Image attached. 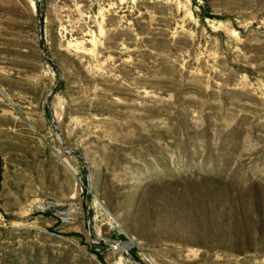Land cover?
<instances>
[{"label": "rangeland", "instance_id": "obj_1", "mask_svg": "<svg viewBox=\"0 0 264 264\" xmlns=\"http://www.w3.org/2000/svg\"><path fill=\"white\" fill-rule=\"evenodd\" d=\"M0 264H264V0H0Z\"/></svg>", "mask_w": 264, "mask_h": 264}, {"label": "trees", "instance_id": "obj_2", "mask_svg": "<svg viewBox=\"0 0 264 264\" xmlns=\"http://www.w3.org/2000/svg\"><path fill=\"white\" fill-rule=\"evenodd\" d=\"M0 184H1V167H0Z\"/></svg>", "mask_w": 264, "mask_h": 264}]
</instances>
